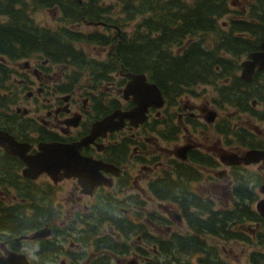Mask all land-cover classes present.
I'll list each match as a JSON object with an SVG mask.
<instances>
[{
    "label": "flooded vegetation",
    "instance_id": "obj_1",
    "mask_svg": "<svg viewBox=\"0 0 264 264\" xmlns=\"http://www.w3.org/2000/svg\"><path fill=\"white\" fill-rule=\"evenodd\" d=\"M76 1L83 5L88 0ZM47 8L53 16L57 12L61 14L57 4ZM97 21L105 25L93 23ZM81 23L94 26L88 34L123 38L122 31L118 33L113 27L120 25L102 18L83 17L80 22L63 26L84 32L79 28ZM263 36L264 33L252 39L245 34L244 48L249 40L256 41V46L233 55L229 75L219 78L216 86L207 83L216 93L211 104L202 98L191 101L187 95L195 92L189 87L180 90L169 83L164 91L146 73L131 71L122 64L108 71L111 61L102 58L100 49L108 45L88 43L98 52L89 58L100 64L101 71L91 72L84 66L77 79L78 69L73 60L60 62L35 54L13 58L0 53V132L12 136L13 144H17L13 147L26 145L25 153L32 155L39 152L40 144L76 143L95 132L88 144H82L79 149L87 158L80 165L81 177L66 176L62 169L55 174V179L46 172L29 177L23 174L22 159L0 145V264H166L158 262L157 257H171L176 248L166 255L159 251V241H179L186 237L205 240L208 245L180 254L182 264H241L236 262L238 255L231 249L207 242L205 236L219 238L204 230L201 218L207 212L202 201L207 198L213 209L219 205L202 189L205 181H212L210 176L220 177L221 170L228 175L234 166L256 172L248 166L262 164L264 169L261 160L225 165L219 159L223 151L242 154L245 141L259 143L253 147L245 145L247 149L264 150V140L257 139L258 133L264 136V132L251 126L254 119L264 122V69L255 67L250 79L241 77L242 62L249 58L250 52L259 50ZM109 46L107 54L111 55L114 44ZM83 70L87 78L81 81ZM135 73H144L148 82L157 85L162 103L147 106L143 120L138 115L123 116L121 120L114 116L111 123L117 119L120 128L111 131L99 126L94 128L114 112H131L138 106L132 94L123 92ZM98 75L102 77L100 80ZM236 77L239 80L235 82ZM222 83H229L234 96L257 93V98L249 99L245 110L236 105H245L243 102L221 105ZM200 84L206 83L195 85ZM227 107L231 111L219 115L218 109ZM250 107L262 111L263 118L247 111ZM210 111L214 118L207 121ZM240 113L243 120L231 122V117H238ZM206 126H211L219 137L223 135L221 127H228L231 133L224 135L226 142L223 143L231 149L219 145L220 139L208 144L209 138L204 137ZM236 130L243 136L239 140ZM204 155L216 160L215 166L205 167L192 161ZM187 165L192 169L189 178ZM205 171L212 175L206 177ZM216 186L218 183L214 181L212 187ZM158 193H164L165 197L159 198ZM189 213L194 215L190 219ZM240 227L251 232L258 230L249 225ZM41 229L43 234L34 236ZM253 251L264 252V249L250 252ZM250 252L247 261L252 264ZM232 257H236L235 261Z\"/></svg>",
    "mask_w": 264,
    "mask_h": 264
},
{
    "label": "trees",
    "instance_id": "obj_2",
    "mask_svg": "<svg viewBox=\"0 0 264 264\" xmlns=\"http://www.w3.org/2000/svg\"><path fill=\"white\" fill-rule=\"evenodd\" d=\"M54 1L0 0V14L6 17L5 22H0V53L13 58L35 54L60 62L73 60L78 69L77 79L79 70L85 68L84 66L89 67L91 72L101 70L100 64L87 58L75 43L114 44L113 54L107 56L112 62L108 63V71L122 64L131 71L146 73L164 91L169 88V83L184 90L183 88L197 83H211L216 86L219 78L229 75V62L233 55L242 54L245 49L251 50L256 46V41L249 40L244 48V35L249 34L250 38L257 39L264 33V0H248L246 12L233 11L229 5L230 0H122L119 9L123 17L118 15L115 18L107 15L112 7L102 6L97 0H88L83 5L76 0ZM54 4L59 6L60 21L65 25L80 22L83 17L93 20L102 18L116 24L121 21L129 22L136 17L139 20L129 34L122 33L123 38L120 40H117V36L112 39L79 32L63 25L53 30L33 21L30 8H46ZM230 12L232 14L228 20L224 21L227 27L223 29L219 19ZM97 78L100 80L102 77L98 75ZM234 80L236 82L239 79L236 77ZM230 91L234 92L229 88V83L220 85L221 105L243 102L245 105H236L245 110L249 107V99L257 98V93L234 96ZM247 111L263 118L262 111L258 112L251 107ZM220 132L223 135L231 133L225 126L221 127ZM235 136L238 140L243 137L239 130H236ZM244 144L248 147L259 146V143L252 141H245ZM192 161L205 167H213L216 163L208 155ZM186 168L189 178L192 169L188 165ZM230 175H233L230 203L213 209L207 198L202 201L205 213L207 212L201 218L204 230H209L220 239L248 242L264 248V230L251 232L240 227L258 223L263 228L264 219L251 203L256 199L254 187L264 183V176L247 168L236 169L235 166ZM158 197L164 198L165 194L158 193ZM190 199L195 200L193 197ZM187 216L190 219L194 215L189 213ZM174 242L178 244L175 245ZM207 245L205 240L196 237H186L179 241L160 240L159 251L168 255L169 250L176 248L175 253L182 255ZM249 260L252 264H264V252H250ZM169 262L168 260L164 263Z\"/></svg>",
    "mask_w": 264,
    "mask_h": 264
},
{
    "label": "water",
    "instance_id": "obj_3",
    "mask_svg": "<svg viewBox=\"0 0 264 264\" xmlns=\"http://www.w3.org/2000/svg\"><path fill=\"white\" fill-rule=\"evenodd\" d=\"M81 2V0H79ZM87 24H91L92 21H85ZM94 24H103L105 22L97 21ZM113 27L120 32V27L113 25ZM119 37H122L119 34ZM242 72L241 77L250 79L251 74L255 67L257 69H264V36L259 44V50L249 53V58L242 62ZM131 79L126 84L123 92L124 95L132 94L135 102L138 104L131 112H120L116 111L112 115L106 117L102 122L95 124L94 128L99 126L103 130H114L120 128L118 125L119 121L117 119L113 121V117L117 116L119 120L123 116L138 115L140 120H143L144 113L150 104L159 106L162 103V96L157 85L153 82H148L144 73H135L131 75ZM214 118V113L209 112L206 115L207 121H212ZM0 132V145H2L7 152L18 155L25 164L23 169V174L29 177H36L41 172H46L53 179H55V174L62 169L66 176L76 175L81 177L80 165L87 161V158L79 153V149L82 144H88L89 139L95 135L92 132L88 136L83 137L79 142L71 144H58V143H43L39 145V152L35 154H26V145L15 148L13 147V138L7 133ZM17 145V144H15ZM220 161L225 165H236V164H250L264 161V150L260 148H249L245 150L242 154H237L235 152L223 151L219 156ZM107 168V165H105ZM225 170L220 171V175H224ZM260 191L263 197L259 198L255 203L256 211L264 218V184L260 186ZM43 231L38 230L34 233V236L42 235ZM13 257V256H12Z\"/></svg>",
    "mask_w": 264,
    "mask_h": 264
},
{
    "label": "rangeland",
    "instance_id": "obj_4",
    "mask_svg": "<svg viewBox=\"0 0 264 264\" xmlns=\"http://www.w3.org/2000/svg\"><path fill=\"white\" fill-rule=\"evenodd\" d=\"M98 3L103 4V6H111V10L110 13H107L108 16H111L113 18L115 17H119L118 15H121L123 17V14L120 13V4L122 0H97ZM189 1V0H188ZM230 7L233 11H247L248 9L245 10V7H247V5L249 4L248 0H230L229 2ZM51 9L47 8H30V16L33 19V21L40 25V26H45L48 27L50 29H55L58 25H65L64 22L60 21V14L57 12L55 14V16H53V12L50 11ZM232 14V12H230L229 14L223 16L222 18L219 19V22L221 24V27L223 29H226V22L228 18L230 17V15ZM6 17L0 15V20H5ZM139 20V17H136L134 20H131L129 22H123L121 21L118 25H120L121 27V31L123 34H129L131 32V30L133 29L134 25L137 23V21ZM79 28L84 31L85 33H87L88 31L92 30L94 28V26L92 25H86L84 23H81L79 25ZM209 37H212V35H208ZM75 46L78 47L79 49H81L84 54L86 55L87 58H89L90 56H94L96 55L98 52L92 47V45L86 43V42H77L75 43ZM95 47V46H94ZM99 47V46H98ZM102 49L101 51V55L102 58L104 59L105 57H107V53L108 50L110 49V46H106L104 49ZM242 58V57H241ZM239 61L241 59H238ZM83 75V77L80 78L81 81L85 80L86 74H84V70L81 73ZM188 89L192 90L193 92H195V95H193L192 92L188 93L187 97L191 100V101H200V98H202L206 103H210L211 104V99L212 97H216V93L214 90V87L211 86L210 84H200V85H193L192 87H189ZM227 105V104H224ZM258 109H261V106L258 107ZM219 115H224L226 114V112L231 111L230 107L227 108H219ZM243 120L242 118V113H240V115L238 117H231V122H241ZM259 130V131H263L264 132V122L259 121V120H253V122L251 123V126H254ZM204 137L209 138L207 139V143L210 144L214 141H217V139L219 140V145H221L222 147L226 148V149H231L230 145H226L225 143H223L225 141L224 139V135H221V137L218 136V134H216L213 131V128L211 126H206L205 128V133H204ZM222 139V141H221ZM257 139L259 140H264V136L261 135V133H258ZM226 142V141H225ZM230 142V141H229ZM236 144L238 143L237 141L235 142ZM234 145V144H232ZM243 147H241L242 150H246L247 147L245 145H242ZM231 151V150H229ZM223 166H219L218 168H222ZM249 169L252 170H256V172H258L260 175L264 176V169L262 164H257V165H251L248 166ZM260 169V170H259ZM228 174V172H227ZM205 175L207 177V175H212L211 173H207V171H205ZM233 176V175H232ZM232 176L230 174L228 175H221L218 178L213 179L210 176V180L212 181H205V184L203 185L204 188L202 189L205 193V195L214 197L216 202V205H226L228 203L231 202V195H230V180H232ZM218 183V186H216V188L212 187V184ZM261 184V183H260ZM259 184V185H260ZM258 186L254 187V192L256 194V199L251 203V206L253 208H255V202L256 200H258L259 198L263 197L262 192L260 191V188ZM249 226L254 227V229H262L264 230V225L263 228L261 227V225L259 224H248ZM207 242L211 245H215L218 248H226V249H231L232 253H235L238 255V261L241 264H249V262L247 261V254L253 250V249H264L262 246L260 245H256V244H251L248 242H235L233 240H224V239H217V238H213L210 236H205ZM225 254H229L228 252H225ZM158 256V255H157ZM156 256V257H157ZM154 257V256H153ZM152 257V258H153ZM174 257V260H173ZM172 258V260H170ZM236 257H232V259L235 261ZM158 262H165V261H170L171 263H175V264H182L183 262V256L178 255L177 253L173 254L171 257H167L165 255H159L156 259ZM233 261V262H234ZM163 262V263H164ZM112 264H115L114 262H112Z\"/></svg>",
    "mask_w": 264,
    "mask_h": 264
}]
</instances>
